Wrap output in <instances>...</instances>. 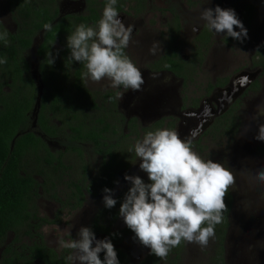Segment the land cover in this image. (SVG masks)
<instances>
[{"label":"flooded vegetation","instance_id":"1","mask_svg":"<svg viewBox=\"0 0 264 264\" xmlns=\"http://www.w3.org/2000/svg\"><path fill=\"white\" fill-rule=\"evenodd\" d=\"M91 1H94L93 6L97 9L100 20L107 0ZM159 1L162 4L166 1L167 5H152V0H117L115 5L125 26H134L132 40L124 51L141 71L144 83L140 90L113 88L107 79L100 82L87 79L83 75L86 72L84 63L81 62L79 65L74 60L73 63L66 65L67 75L64 72L63 84H54L53 64L48 66L50 84L44 85L38 71L39 58L36 55L38 45L42 41V37L39 43L37 41L39 34H42L41 31L32 38L31 46L22 51L21 55L28 64L26 73L22 72L21 60L13 62L9 59L10 55L5 53V48L13 44L16 51L14 55H17L18 50L21 51V37L8 38L7 44L0 45V58H7V63L0 65V111L7 112L15 99L21 101L22 91L30 90L35 94L31 109L25 112L28 123L26 128H22V119L17 116L16 120L21 129L13 135L9 150H12L17 136L30 132L31 141H26L19 147L17 167L20 177L31 178L28 205L34 206L33 213L28 219L36 218L31 222L37 225V229L22 227L18 237L14 231L6 232V237L0 243V264H4V259L8 257L7 252L3 253L6 247L26 257L30 251L35 250L33 244L39 241L47 246L48 264H69L66 257L71 254V250L60 247L58 241L61 237L54 235L57 238L53 236V243H50L43 238V232L44 227L56 225L58 222L66 225L72 216L73 220L79 222L80 228L87 227L86 221H89L91 226L93 220L108 221L117 214L114 222L105 224L110 226V232H116L118 235L116 241L112 240L114 247L121 248L130 262H132L130 257L137 256L138 262L148 256L150 250L140 244L134 232L124 222L118 223L123 218L117 213L120 207L118 205L122 203L131 186L130 182L124 179L125 174L138 175L145 183L150 182L147 173L139 168L141 161L134 152L135 142L142 140L148 131L167 128L178 131L181 139H191L192 142L212 141L218 139V136L214 137L207 133L210 126L216 118L226 114L233 104L237 103L238 108L232 110L240 120L235 139L239 136L247 137L248 141L254 142L253 146L256 142L259 144V140L255 138L259 128L250 126L251 131L248 132L245 125L253 109L258 111L260 119L264 117L260 113L261 108H264V0ZM182 1L188 4L185 5ZM85 2L60 0L59 14L60 10L61 16L86 14L88 5ZM216 6L233 9L245 28H251L253 25L255 27L257 42L255 46H249L251 52L248 54L246 66L235 73L228 71L230 59L224 51L235 40L209 30L206 22L200 17L205 7ZM22 22L13 21L6 1L0 0V33L7 31L10 34L21 35ZM80 24L82 23L79 22ZM157 41L161 50L152 55L149 48ZM185 41L187 46L184 47ZM55 43L58 42L50 44L51 49ZM214 49L218 51L215 52ZM10 53L13 54L12 51ZM67 60L70 61L69 52L66 53ZM169 60L174 61L175 65L168 63ZM166 65L168 67H165ZM35 67L37 73H33ZM77 69L79 76H76ZM14 70L27 77L31 85L24 86L21 83L15 85L11 78ZM251 70L253 72H249ZM244 75L249 77L245 80ZM120 92L122 95L117 99ZM39 93L40 98L45 96L46 103L42 112L43 128L38 124L40 100L39 107L35 110ZM55 98L57 107L53 112L51 102ZM246 108L249 109V114H246ZM76 123L82 124L85 132L92 130L98 132L97 140L101 141L100 147L110 145L111 152L107 149L104 153L96 151L92 143L82 140L83 137H72L74 134L68 125ZM38 139L42 140L49 152L57 156L62 153L61 161L64 166L55 162L40 165L45 157V149L39 146ZM75 146H79L80 153ZM245 147L244 145L243 148L246 150ZM130 149L132 151H129ZM193 150L198 152L195 146ZM109 162L111 165L108 167ZM40 172L50 175L46 176L45 186H43L45 177L40 176ZM109 172H112V176H109ZM248 177L251 178L250 175L242 174L239 179L245 191L250 194L253 182ZM105 188L112 190L116 205L107 208V212L100 211L105 208L104 204L96 211L87 212L86 201L90 199L94 201L90 202L91 207L92 204L103 202ZM252 206H246L244 209L237 207L238 212L233 208L230 215L231 225L227 232L229 237H235L240 229L238 227L242 223H248L245 218L250 213L253 214ZM231 216L236 220L233 228ZM236 216H240V219ZM42 219L47 221L42 223L40 222ZM94 233L97 239L111 240L104 232ZM60 234L63 238L64 234ZM227 242L230 240L226 239V252ZM235 248L236 246L233 247L232 257ZM100 256L103 259V253ZM227 259L231 260L226 256V264ZM23 262L24 260H20L16 264ZM33 264H44V261L35 257Z\"/></svg>","mask_w":264,"mask_h":264},{"label":"clouds","instance_id":"2","mask_svg":"<svg viewBox=\"0 0 264 264\" xmlns=\"http://www.w3.org/2000/svg\"><path fill=\"white\" fill-rule=\"evenodd\" d=\"M116 3L117 0H107L95 28L82 23L67 37L70 59L84 63L83 75L87 79L94 82L107 79L113 88L140 90L144 83L141 71L124 51L132 40L134 26H125ZM200 17L217 34L241 43L248 37L247 29L231 8L205 7ZM44 29L51 31L52 25L45 24ZM7 35V31L0 33V41L7 44ZM158 50L161 48L157 41L149 53L155 55ZM46 55L48 64H53V54ZM6 63V57L0 58V65ZM121 95L122 92L117 99ZM255 138L264 141V125L259 126ZM134 152L141 161L139 168L147 173L150 182L145 183L138 175L125 174L124 179L131 184L119 207L125 225L150 250V255L161 260H166L182 241L207 247L215 237V226L223 222V214L228 211L225 197L235 185L234 173L222 163L203 159L193 150L191 139H181L178 131L172 129L146 132L135 143ZM255 179L264 183V170L257 172ZM103 191L104 206L114 207L117 201L112 190ZM53 227L71 235V227ZM77 237L68 240L61 237L58 241L61 248L71 250L66 257L69 264H120L110 239H97L91 228L85 226L79 228Z\"/></svg>","mask_w":264,"mask_h":264},{"label":"trees","instance_id":"3","mask_svg":"<svg viewBox=\"0 0 264 264\" xmlns=\"http://www.w3.org/2000/svg\"><path fill=\"white\" fill-rule=\"evenodd\" d=\"M10 13L12 14V20L18 21L22 20L23 28L21 29V35L19 34H10L7 32V39H15L16 36L21 37V51L18 50L17 55L15 54V47L13 44L8 45L5 48V53H8L13 62L21 60L23 62L22 72H27L28 64L25 61L24 57L21 55L22 51L24 52L25 48L30 47L32 44V38L42 32L41 37L42 41L38 45L36 55L38 56V71L40 72L41 80L44 85L50 84L48 81V57L47 52H51L55 57L53 63L54 69V84H63L62 76L64 75L66 65L73 63L66 61V53H70V49L67 47V37L72 35L76 27L80 23H86L85 25L95 28L96 21H98V12L97 9L93 6L94 1L85 0L87 6L86 14H66L59 17V1L60 0H5ZM22 16V17H21ZM90 22V23H89ZM51 24L52 30L46 31L44 29L45 24ZM28 25V26H26ZM55 41L58 42L60 47L50 48V44ZM5 44L3 41H0V45ZM48 48L50 51H47ZM13 52V54L10 53ZM2 53V52H1ZM20 57H19V56ZM77 62V61H76ZM79 65L80 63L77 62ZM168 63H173L174 61L169 60ZM79 68V67H78ZM18 70V68H16ZM14 70L12 73L14 84L21 83L24 86L31 85L30 80L27 77H23L20 71ZM175 70V69H173ZM65 75L67 73L65 72ZM22 76V77H21ZM76 76H79V69L76 70ZM20 78V79H19ZM19 79V81H18ZM22 99L18 101L15 99L12 106L8 108L7 112L0 111V243L3 238L6 237L7 231H14L15 235L18 237L20 234V229L22 227L34 228L37 229L35 222L32 224L31 220L36 218L28 219L33 213V206L28 205L30 202V186L31 178L30 177H20L18 174V153L19 147H21L26 141H31L32 136L30 132L23 133L15 138L13 148L9 150V144L18 129H21L17 122V116L22 119V128H26L27 116L26 111L31 109V106L35 99V94L30 91L21 92ZM52 111L55 112L57 107V99H53ZM45 96L40 98V112L38 115V124L42 127L44 124L42 122V112L45 107ZM238 108L237 103H234L232 108L220 117L214 120V123L210 126L207 131L208 134L217 138L213 139L211 142L218 141L225 143L224 148H228L231 151L233 148L235 136L239 131L240 120L237 114H233L232 110ZM16 109L17 112H16ZM71 127V133L74 134L72 137L84 138L89 143L93 144L94 150L105 152L107 149L108 152H111V146H104L101 148V141L97 140V133L95 131L85 132L82 129V124L76 123L75 125H68ZM43 128V127H42ZM49 132V131H47ZM52 133V132H51ZM39 146L45 149V163L40 162V165H48L55 162L57 165L64 166L61 161V154L58 156L48 151L41 139H38ZM207 141H195L192 142V146L197 148L199 154H201L206 146ZM104 143V142H103ZM105 145V144H104ZM76 150L80 153L79 146ZM257 151L261 155H264V145H261L257 148ZM113 158V155H111ZM223 162L225 160L222 159ZM222 163L224 167L228 168L225 163ZM111 165L109 162L108 167ZM108 167H105L106 170H109ZM40 176H44L45 180L43 186L46 185L47 179L46 176L50 177L47 173H39ZM109 176H112V172H109ZM61 179V178H60ZM233 196L231 189L225 197V203L227 204L228 211L223 214V222L215 226V237L209 240L207 247H201L196 243H187L181 242L178 247L173 248L166 260H161L154 255H148L141 258L135 264H226V237L228 229L231 225L230 214L232 212ZM120 205H118L119 207ZM70 207H73L70 205ZM107 208L101 209L102 212H107ZM119 213V210L118 212ZM117 215V214H116ZM116 215H113L111 220L99 221L93 220L91 222V230L94 232H104L111 237V242L116 241L118 235L116 232H110V226L105 225L106 223L111 224L114 222ZM28 219V220H26ZM46 222V219H42L40 222ZM28 224V225H26ZM26 225V226H25ZM34 225V226H33ZM121 239V238H120ZM33 246L35 250L29 252L28 256L20 255L14 251L8 250V247L4 249L8 253V257L4 259V264H16L20 260H24L23 264H33L35 257H38L40 261H44V264H48L49 253L47 246L44 245L42 241L34 243ZM30 248V246H29ZM116 249V248H115ZM118 259L120 264H131L130 260L127 258L125 252L121 248L116 249ZM3 254V255H4Z\"/></svg>","mask_w":264,"mask_h":264},{"label":"rangeland","instance_id":"4","mask_svg":"<svg viewBox=\"0 0 264 264\" xmlns=\"http://www.w3.org/2000/svg\"><path fill=\"white\" fill-rule=\"evenodd\" d=\"M250 2H255L256 0H247ZM183 4H188L184 3ZM174 3L172 2L171 5ZM152 5H167L165 1L163 4L159 0H152ZM64 7V6H62ZM248 32V37L244 39L243 43L240 41L235 40L232 45H229L225 48V54L229 57V68L228 71L231 73H235L246 66L248 54L251 52L250 47L255 46L257 39L255 34V27L254 25L251 28H246ZM251 39V40H249ZM184 47L187 46V42H183ZM250 46V47H249ZM55 47H60L59 43H55ZM217 52V49H214ZM253 72V70L249 71ZM190 89V87H188ZM246 114H249V109H245ZM255 109L252 110L251 115L246 119L245 128L248 132H250V126L253 128H259L260 125H264V117L260 119V115L257 114ZM261 115L264 116V108H261L260 111ZM249 128V129H248ZM220 140V139H218ZM233 148L231 151L228 148H224L225 143L218 142V141H207L206 148L204 151L199 154L203 159H211L214 162L225 160L226 166L234 173L235 176V185L230 188L231 193L233 196V204L232 210L234 208L235 212L237 211V207L239 208H246V206L253 205L252 210L253 214L248 215L245 220H248V223L245 224L246 227L241 230L242 224L238 227L239 232L237 235H244L245 240L244 242L241 241V244L236 245L234 256L232 257L231 253L233 250V242H227V252L226 256L230 257L231 260L227 259V264H264V183H260L255 179L256 173L264 170V155H261L256 149L264 145V141L256 142L255 146H253V141H248L247 137L240 138L237 137L234 140ZM136 143V142H135ZM246 146V150L243 146ZM257 145V147H256ZM87 149L89 148L86 146ZM254 149V151H253ZM89 155V154H88ZM247 158V160H246ZM242 174L250 175L249 178L253 182V189L252 192L249 194L245 191L243 184L240 183L239 177ZM90 202H94L93 200H87V212L89 211H96L103 206V202H97L96 204H92L90 206ZM249 204V205H248ZM238 212V211H237ZM231 215V214H230ZM235 217V216H234ZM237 219H240V216H236ZM73 216L70 217V220H67L66 225L61 224L58 222L57 224L61 229H65L71 227L70 232L71 235H64L63 239H75L76 234L79 228V222L73 220ZM88 220V219H87ZM231 220H233V216H231ZM87 222V227L89 226V221ZM123 220H120L118 223H123ZM241 222V221H240ZM56 224V225H57ZM83 224V222L81 223ZM236 220L232 221V228L235 226ZM54 225L50 227H44L43 238H45L48 242L53 243V236L62 237L60 233H57V230L54 229ZM48 231H45V229ZM53 230V231H52ZM55 237V236H54ZM57 238V237H55ZM238 236L234 237V240L238 242ZM240 251V253H238ZM232 257V258H231ZM131 264H135L136 260H138L137 256H133Z\"/></svg>","mask_w":264,"mask_h":264},{"label":"water","instance_id":"5","mask_svg":"<svg viewBox=\"0 0 264 264\" xmlns=\"http://www.w3.org/2000/svg\"><path fill=\"white\" fill-rule=\"evenodd\" d=\"M62 10H60V14H59V16H61V12ZM40 40H41V33L39 34V37H38V43L40 42ZM33 73H37V68L35 67V69L33 70ZM249 76L247 75H244V79L246 80L247 78H248ZM40 82V79H39V81H38V83ZM39 100H40V93H39V98H38V100L36 101V103H35V110H37V108L39 107ZM244 226L246 227V225L244 224L242 227H241V230L244 228ZM238 236V242L237 241H235L234 240V236H228L227 235V238L226 239H229L230 240V242H233V246H236L237 245V243H238V245H240L241 244V241L242 242H244V241H246L245 240V237H244V235H243V233H242V235H236L235 237H237Z\"/></svg>","mask_w":264,"mask_h":264}]
</instances>
